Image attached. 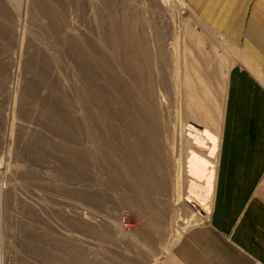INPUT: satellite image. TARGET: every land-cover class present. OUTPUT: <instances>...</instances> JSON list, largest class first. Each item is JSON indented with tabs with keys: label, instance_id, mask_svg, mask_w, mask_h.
<instances>
[{
	"label": "rangeland",
	"instance_id": "374dc122",
	"mask_svg": "<svg viewBox=\"0 0 264 264\" xmlns=\"http://www.w3.org/2000/svg\"><path fill=\"white\" fill-rule=\"evenodd\" d=\"M181 1L0 0V264H160L184 232L208 216L213 200L194 188L187 152L199 161L196 167H208L214 199L231 46L191 22V29L208 38L202 54L208 58L212 52L199 61L200 52L187 40L183 23L189 16ZM81 40L91 42L90 61ZM106 40L117 43V54H124L120 40H130L144 88L151 79L174 118L155 125L168 134L163 160L139 145L145 154L132 160L137 170L132 175L123 171V146L136 140H124V121L102 101L97 110L78 96L85 94L80 72L87 73V64L93 90L107 86L105 77L116 80L121 74ZM218 55L227 57L224 69ZM191 58L202 82L209 83L203 84L206 93L216 95L208 96V108L218 125L207 123L206 143L198 146L193 138L200 133L190 129L182 106ZM125 80L130 81L127 75ZM109 89V98L122 104ZM82 103L94 111L90 130Z\"/></svg>",
	"mask_w": 264,
	"mask_h": 264
},
{
	"label": "crops",
	"instance_id": "0c3cea01",
	"mask_svg": "<svg viewBox=\"0 0 264 264\" xmlns=\"http://www.w3.org/2000/svg\"><path fill=\"white\" fill-rule=\"evenodd\" d=\"M181 2L183 24L230 41L232 63L211 211L160 264H264V0Z\"/></svg>",
	"mask_w": 264,
	"mask_h": 264
},
{
	"label": "bare ground",
	"instance_id": "6f19581e",
	"mask_svg": "<svg viewBox=\"0 0 264 264\" xmlns=\"http://www.w3.org/2000/svg\"><path fill=\"white\" fill-rule=\"evenodd\" d=\"M125 17V16H124ZM116 20H114L115 22ZM124 21V20H123ZM125 22V21H124ZM123 22V23H124ZM118 23V22H117ZM126 23V22H125ZM115 24V23H114ZM184 25V24H183ZM189 25H184V29H185V32H186V36L188 37V39H192V38H195L198 36V33H196L193 29H191L190 27H188ZM126 27V25H125ZM124 27V28H125ZM111 28V27H109ZM118 28V27H117ZM116 28V29H117ZM123 28V27H122ZM123 28V29H124ZM122 29V30H123ZM183 29V28H182ZM181 29V30H182ZM183 29V31H184ZM124 32V31H123ZM184 32V33H185ZM117 33V32H116ZM183 33V32H182ZM111 34V33H110ZM121 34V33H120ZM113 36L112 35H109ZM120 36V35H119ZM114 37V36H113ZM183 37V36H182ZM126 39V38H125ZM187 39V40H188ZM75 41V40H74ZM107 41V40H106ZM113 41V40H112ZM208 41V40H207ZM107 41L106 43L108 44V47H110V49L114 52V57H115V63L118 65L117 68H119L121 70V74H118L117 75V78L116 80L112 79V78H109V77H105L106 78V84L107 86H104V87H95L96 89L93 90V86H95V83H93V79H91L92 77V72H90V67L92 65H88L87 64V73L85 72V74H82L83 72L81 71L80 72V75L83 76V79H84V83L86 85V88H85V94L83 95V91L80 93L82 95H78L80 96V99L81 100H87L88 102H90L92 104L93 102V105H95L96 109L99 108V101H102V104L106 106V109L109 111V112H112L114 114V116H118L119 118H121L125 125H126V132L124 131L123 133V138L125 140V137L128 138L129 136L130 137H133L136 142L135 144H127V142L124 143V155L126 156L125 158V167L123 171H126L127 174H131V171L132 172H137L136 168L134 167V165L132 164V160L133 159H136L138 157H142L141 156V153L145 154L143 152V149L147 150L149 152V155L151 154L153 158L155 157H159L161 160H163V151L165 150L164 147L166 148L165 146V143L167 142V136L168 134L166 133L165 130L163 129H156L155 128V125H162V123H164V120H167V122H172L174 121V118L172 116V114L168 113V108L170 109V105L168 107H166V105L168 104L167 103V100L166 98H163L162 96L159 97V92L156 94V91L153 90V84L151 82V79L146 81V88L145 87V80L143 81V75L141 74L140 72V69H141V66H140V63L138 61V59L136 58V54L135 52L132 50L131 48V43H130V40H120L121 42V47L123 48L124 50V54H117V50L120 48H118L117 46V43L115 42H109ZM117 42L119 43V41L117 40ZM205 42V40H190V44L193 46V48H195L196 50H198L201 54V58L199 57V61L200 59H203V62L205 61V59H209V55L210 53L212 54V52L208 53L206 50L205 52H207L208 55V58L206 57V53L202 54L203 53V50L200 46H202V44ZM74 43V42H73ZM189 43V42H188ZM120 44V43H119ZM205 44V43H204ZM68 46L72 45V44H66ZM64 46V47H67V46ZM75 45V44H74ZM82 47L84 48L85 52H86V57L85 58H90L92 56V51L91 49L93 48L91 46V42H86L84 43L82 40H81V44ZM184 45H185V42H184ZM208 45V44H207ZM187 47V46H186ZM190 47V46H189ZM185 48V47H184ZM202 50H201V49ZM69 49V48H68ZM186 49V48H185ZM184 49V50H185ZM188 50V49H187ZM70 51V50H69ZM105 51V50H104ZM120 51V50H119ZM186 51V50H185ZM191 51V50H190ZM117 52V53H116ZM196 52V51H194ZM185 54L187 53L184 52ZM198 53V52H196ZM84 55V54H83ZM82 55V56H83ZM84 55V56H85ZM187 56H189L188 54H186ZM185 55V59H187ZM217 55V54H216ZM75 58V56H74ZM88 58V59H89ZM197 58V57H196ZM219 58V55L218 57ZM216 58V59H217ZM225 59L227 57H224ZM224 58H219L217 59L218 60V65H222V68H223V64H225V59ZM82 59V58H81ZM80 59V60H81ZM228 60V59H227ZM75 60H73L72 62L74 63ZM90 61V59H89ZM88 61V63H89ZM174 61V60H173ZM191 61H193V59L191 58ZM198 61V62H199ZM212 61V60H211ZM210 61V62H211ZM202 62V61H201ZM202 62V63H203ZM208 62V61H207ZM194 61L192 62V65L188 66L187 68V74L185 75L184 77V80H182V93H183V103H182V106H183V110H184V119L186 120V122H188V125L190 127V129L194 128L197 132L200 133V136L198 135L197 137L194 136L193 140L194 142H198L197 143V146L198 144L201 142L203 143H206V138L204 136L205 134V128H206V125H208L207 123H211L213 122V120H215L216 118H214L215 116H212V114L210 113L209 111V106H208V103L211 102L210 100H212L211 97H208V96H212L213 95H208L205 91V89L203 88V84L205 85L206 84H209L207 82L203 83L202 80L200 79V74H198L197 72V68L195 67V64H193ZM206 63V62H205ZM205 63L203 65H205ZM217 63V61H216ZM215 63V65H216ZM227 63V62H226ZM75 64V63H74ZM200 64V63H199ZM213 64V62H212ZM228 64V63H227ZM77 64H75L76 66ZM80 66V65H79ZM78 66V68H79ZM116 66V65H115ZM210 66H212L210 64ZM209 66V67H210ZM217 66V65H216ZM219 66V68H221ZM225 66V65H224ZM228 66V65H227ZM82 67V66H81ZM197 67H200L197 66ZM207 67V66H206ZM226 67V66H225ZM212 68V67H211ZM210 68V69H211ZM218 68V66H217ZM218 68V69H219ZM227 68V67H226ZM204 69V68H203ZM209 69V70H210ZM224 69V68H223ZM81 70V69H80ZM186 70V68H185ZM184 70V71H185ZM199 70H202V68ZM206 71V70H204ZM222 71V70H221ZM186 72V71H185ZM207 73V72H206ZM219 73V71H218ZM222 73V72H221ZM184 74V73H183ZM209 73H207L208 75ZM215 74V73H214ZM128 76V79L130 81H127L125 80V76ZM203 75V74H202ZM219 75V74H218ZM222 75V74H221ZM226 75V74H224ZM108 76V75H107ZM183 77V76H182ZM204 77V76H203ZM202 77V78H203ZM209 78L211 77L210 74L208 76ZM221 77V76H220ZM103 78V77H102ZM101 78V79H102ZM77 79H80V77H78ZM96 79V78H95ZM208 79V78H206ZM218 79V78H217ZM225 79V78H224ZM223 79V81H225ZM105 80V79H104ZM103 81V80H102ZM205 81V80H204ZM209 81V80H208ZM220 82V80H218ZM78 82V80H77ZM80 82V81H79ZM79 82H78V85H79ZM97 82V81H96ZM105 82V81H104ZM226 83V82H225ZM220 86L221 83H219ZM224 84V83H223ZM227 84V83H226ZM84 85V84H83ZM97 85V84H96ZM225 85V84H224ZM148 86V87H147ZM207 87V85H206ZM79 88V87H78ZM109 88H111L112 90L115 91V93L120 97L122 98V104L120 103L119 105H117V101L115 99H110L109 98V94L108 93H111L109 92ZM77 90V89H76ZM111 91V90H110ZM94 92V93H93ZM113 92V91H112ZM210 92V91H209ZM218 92V91H217ZM222 92H223V89H222ZM212 93V92H211ZM112 94V93H111ZM114 95V94H113ZM216 96V95H214ZM113 97V96H111ZM116 97V96H114ZM113 97V98H114ZM211 98V99H210ZM216 98V97H215ZM215 98H213L215 100ZM79 99V97H78ZM119 99V98H118ZM117 99V100H118ZM217 99V98H216ZM120 100V99H119ZM120 100V101H121ZM84 102V101H83ZM214 102H217L214 101ZM81 103V101H80ZM220 103V102H219ZM218 103V104H219ZM83 104V103H82ZM84 105V106H83ZM82 108L80 109L83 114H84V124H86L88 127V129H92L93 127H95V121H94V118H93V110L91 109V107H87L85 106V103L83 104ZM220 105V104H219ZM216 106V105H214ZM221 106V105H220ZM75 107V106H74ZM78 107V106H77ZM80 108V107H79ZM220 108V107H219ZM214 109V108H213ZM98 110V109H97ZM101 110V109H100ZM211 110V108H210ZM219 110V109H218ZM102 111V110H101ZM222 111V109L220 110ZM219 111V113H220ZM104 114H107V112H104L102 111ZM111 113V114H112ZM214 113V112H213ZM222 113V112H221ZM81 114V113H80ZM217 114H218V111H217ZM136 115V116H135ZM214 115V114H213ZM220 114H218L219 116ZM65 116V115H64ZM62 116L63 120L65 119V117ZM103 116V115H102ZM79 117V116H78ZM106 118V117H105ZM222 117H220L221 119ZM83 119V118H82ZM217 120V119H216ZM104 122V124L106 125V128L110 127L107 126V122L106 120H102ZM119 121V120H118ZM117 121V122H118ZM79 122V120H78ZM102 122V123H103ZM120 122V121H119ZM83 123V122H82ZM209 123V124H210ZM214 123V122H213ZM81 124V122H80ZM214 127H216V124L218 125V122L214 123ZM80 126V125H79ZM82 126V125H81ZM139 126V128L137 127ZM125 127V126H124ZM117 128V127H116ZM109 129V128H108ZM219 129V127H218ZM221 130V129H220ZM218 130V131H220ZM164 131V132H163ZM214 130H212L213 132ZM217 131V129H216ZM90 132V131H89ZM106 132V131H105ZM211 132V133H212ZM222 132V131H220ZM219 132V133H220ZM121 133V132H120ZM144 133L146 134L145 136H147L148 138H145L144 136ZM165 133V135H164ZM214 133V132H213ZM212 133V134H213ZM79 135V134H78ZM77 135V136H78ZM163 135H164V139H161L163 138ZM206 135V134H205ZM218 135V133H217ZM221 135V134H220ZM118 136V135H117ZM216 135H214L215 137ZM213 137V136H212ZM221 137V136H220ZM120 139V138H119ZM217 139V138H216ZM221 139V138H220ZM219 139V141H220ZM139 145L143 148H139ZM202 145V146H203ZM109 146V145H108ZM138 149V150H137ZM140 149V151H139ZM199 149V147H198ZM106 150V149H105ZM108 150L109 147H108ZM121 150V149H120ZM200 150V149H199ZM203 150V149H201ZM107 151V150H106ZM142 151V152H141ZM102 152V151H100ZM105 152V151H104ZM141 152V153H140ZM122 153V152H121ZM108 154V153H107ZM142 154V155H143ZM123 155V156H124ZM104 156V155H103ZM111 156V155H110ZM113 156V155H112ZM124 156V157H125ZM106 157V156H104ZM100 158V157H98ZM123 158V157H122ZM144 158V157H143ZM151 158V157H150ZM121 159V158H120ZM153 160V159H152ZM166 160V159H165ZM103 161V160H102ZM105 161H107L105 159ZM104 161V162H105ZM122 161V160H120ZM196 157L192 154H188L187 152V163L189 164L190 167H192L194 169V171H190L191 172V176H192V183L196 184V187H194L192 185V187H194L195 189L198 190L199 193H202V195H208V199L211 201L213 200V197L212 198H209L210 195L213 194V188L212 186V180L209 181V174H210V171L208 169V167H206V165H197L198 162H196ZM123 162V161H122ZM144 162V161H143ZM166 162V161H165ZM145 163V162H144ZM161 163V162H160ZM163 163V162H162ZM120 164V163H119ZM164 164V163H163ZM151 165V164H150ZM149 165V166H150ZM146 167V166H145ZM148 167V166H147ZM107 168L110 169V167L108 166ZM142 168V167H141ZM149 169L152 170L151 167H148ZM142 170H144V168H142ZM150 170V172H151ZM157 170V169H156ZM159 170L160 167H159ZM197 170V171H196ZM117 171V170H116ZM196 171V172H195ZM148 172V171H147ZM154 172V171H153ZM163 172V171H162ZM108 173V172H107ZM119 173V172H118ZM152 173V172H151ZM156 173V172H155ZM163 174V173H162ZM152 175V174H151ZM156 175V174H154ZM107 176V175H106ZM116 176V175H115ZM125 176V174H124ZM133 177V176H132ZM135 177V176H134ZM156 177V176H155ZM128 178V177H127ZM130 178V177H129ZM157 178V177H156ZM119 179V178H118ZM160 179H162L160 177ZM106 180V179H105ZM108 180V178H107ZM117 180V179H116ZM124 180V179H123ZM189 180V178H188ZM110 181V180H109ZM120 181V180H119ZM123 182V181H122ZM138 182V181H137ZM191 182V181H189ZM112 183V182H111ZM120 183V182H119ZM141 185L143 183V181H140L139 182ZM158 183V182H157ZM127 185V184H126ZM137 185V184H136ZM128 186V185H127ZM142 187V186H141ZM193 189V188H192ZM143 190V189H142ZM188 191V190H187ZM195 191V190H194ZM132 192V191H130ZM143 192V191H142ZM189 192V191H188ZM192 192V191H191ZM136 193V192H135ZM190 193V192H189ZM199 193L198 194V198L199 197ZM195 194V192H194ZM136 195V194H135ZM196 195V194H195ZM194 195V196H195ZM90 196V195H89ZM137 197V196H136ZM197 197V196H195ZM190 198H192L190 196ZM190 198L188 197L187 200H190ZM138 199V198H137ZM199 200V199H198ZM87 214V213H86Z\"/></svg>",
	"mask_w": 264,
	"mask_h": 264
}]
</instances>
